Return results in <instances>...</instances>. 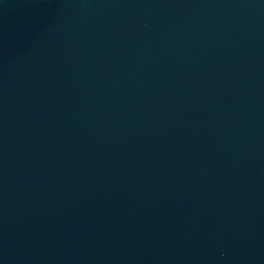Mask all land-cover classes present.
I'll return each mask as SVG.
<instances>
[{"label":"water","instance_id":"95a60500","mask_svg":"<svg viewBox=\"0 0 264 264\" xmlns=\"http://www.w3.org/2000/svg\"><path fill=\"white\" fill-rule=\"evenodd\" d=\"M0 264H264V0H0Z\"/></svg>","mask_w":264,"mask_h":264}]
</instances>
